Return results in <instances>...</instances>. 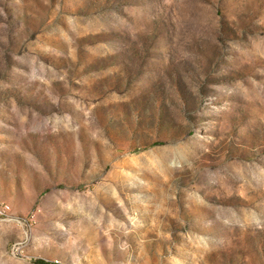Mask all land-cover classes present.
<instances>
[{"label": "rangeland", "instance_id": "rangeland-1", "mask_svg": "<svg viewBox=\"0 0 264 264\" xmlns=\"http://www.w3.org/2000/svg\"><path fill=\"white\" fill-rule=\"evenodd\" d=\"M41 263L264 264V0H0V264Z\"/></svg>", "mask_w": 264, "mask_h": 264}, {"label": "built area", "instance_id": "built-area-1", "mask_svg": "<svg viewBox=\"0 0 264 264\" xmlns=\"http://www.w3.org/2000/svg\"><path fill=\"white\" fill-rule=\"evenodd\" d=\"M8 209H9L8 206L2 207V210H3V211H4V210H8Z\"/></svg>", "mask_w": 264, "mask_h": 264}, {"label": "trees", "instance_id": "trees-1", "mask_svg": "<svg viewBox=\"0 0 264 264\" xmlns=\"http://www.w3.org/2000/svg\"><path fill=\"white\" fill-rule=\"evenodd\" d=\"M42 264V263H41Z\"/></svg>", "mask_w": 264, "mask_h": 264}]
</instances>
